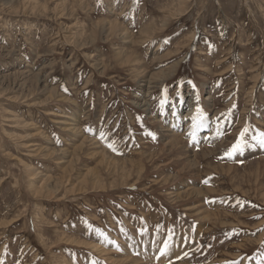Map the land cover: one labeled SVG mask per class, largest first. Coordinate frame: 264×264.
<instances>
[{
  "label": "rangeland",
  "instance_id": "1",
  "mask_svg": "<svg viewBox=\"0 0 264 264\" xmlns=\"http://www.w3.org/2000/svg\"><path fill=\"white\" fill-rule=\"evenodd\" d=\"M0 78V264H264V0H0Z\"/></svg>",
  "mask_w": 264,
  "mask_h": 264
},
{
  "label": "snow or ice",
  "instance_id": "2",
  "mask_svg": "<svg viewBox=\"0 0 264 264\" xmlns=\"http://www.w3.org/2000/svg\"><path fill=\"white\" fill-rule=\"evenodd\" d=\"M247 131H248V129L246 128V129L244 130V132H247ZM244 132L241 133V137H242V138H243V136H244ZM261 136L264 137V133H261ZM260 143H261V144H264V139H262V140L260 141ZM109 146L112 147V145H109ZM237 149L242 150V148H240V143H239V142H238V144H237L236 146H234L233 151H236ZM113 150H115V148H113ZM229 154H231V153H229ZM205 183H207V181H205ZM101 235H103V233H101ZM185 255H187V253H185Z\"/></svg>",
  "mask_w": 264,
  "mask_h": 264
},
{
  "label": "bare ground",
  "instance_id": "3",
  "mask_svg": "<svg viewBox=\"0 0 264 264\" xmlns=\"http://www.w3.org/2000/svg\"><path fill=\"white\" fill-rule=\"evenodd\" d=\"M23 13V12H22ZM33 15V14H32ZM160 68V67H159ZM1 79V78H0ZM145 106H146V104H145ZM183 119V118H182ZM184 120V119H183ZM212 126V125H211ZM174 145V144H173ZM176 145V144H175ZM173 147V146H172ZM191 163V162H190ZM263 195V194H262ZM104 253V252H103ZM109 257V256H108ZM120 263H122V264H124V263H127L126 261H123V262H120Z\"/></svg>",
  "mask_w": 264,
  "mask_h": 264
}]
</instances>
